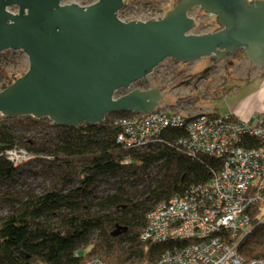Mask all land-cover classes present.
Here are the masks:
<instances>
[{
    "label": "trees",
    "instance_id": "trees-1",
    "mask_svg": "<svg viewBox=\"0 0 264 264\" xmlns=\"http://www.w3.org/2000/svg\"><path fill=\"white\" fill-rule=\"evenodd\" d=\"M0 75H6L1 68ZM6 76L9 80L0 90L21 77ZM260 117L264 120V113ZM108 120L112 119L68 128L55 127L48 118L2 117L0 204L7 211L0 213V264H83L89 255L111 264H147L169 246L140 241L147 214L189 186L207 183L220 161L206 155L189 157L178 144L184 132L176 129L161 134L160 143L125 147L117 143L120 126ZM13 148L25 149L31 160L11 165L4 152ZM36 161L48 163L54 171L48 173L49 189L36 192L24 185L2 192ZM105 183L109 189L99 193ZM259 214L253 212L250 233L237 249L248 261L264 258V222ZM89 246L90 251L80 252Z\"/></svg>",
    "mask_w": 264,
    "mask_h": 264
},
{
    "label": "water",
    "instance_id": "water-1",
    "mask_svg": "<svg viewBox=\"0 0 264 264\" xmlns=\"http://www.w3.org/2000/svg\"><path fill=\"white\" fill-rule=\"evenodd\" d=\"M63 0H0V52L23 51L28 68L0 90V115L48 118L55 127L102 124L107 115H147L158 108V88L116 92L146 78L167 59L190 64L223 60L238 49L264 68V2L178 0L164 18L124 22L123 0L86 7ZM16 8L12 13L9 9ZM213 15L217 31L190 33L189 12Z\"/></svg>",
    "mask_w": 264,
    "mask_h": 264
},
{
    "label": "built area",
    "instance_id": "built-area-1",
    "mask_svg": "<svg viewBox=\"0 0 264 264\" xmlns=\"http://www.w3.org/2000/svg\"><path fill=\"white\" fill-rule=\"evenodd\" d=\"M135 83L118 92L123 96L134 90ZM109 124L121 128L118 144L135 148L160 143L161 134L167 130H181L185 136L178 144L189 157L206 155L220 161L207 183L189 186L182 195L158 203L147 214L140 241L169 243L156 260L147 264H264V258L248 261L237 252L239 243L250 233L253 212L260 211L258 218L264 222L262 117L254 115L244 121L229 114L210 116L203 111L184 115L156 108L147 115L131 113L114 118ZM252 140L258 144L252 146ZM4 154L13 166L24 165L32 158L19 148L5 150ZM83 264L111 263L90 256Z\"/></svg>",
    "mask_w": 264,
    "mask_h": 264
},
{
    "label": "rangeland",
    "instance_id": "rangeland-1",
    "mask_svg": "<svg viewBox=\"0 0 264 264\" xmlns=\"http://www.w3.org/2000/svg\"><path fill=\"white\" fill-rule=\"evenodd\" d=\"M178 0H123L126 6L120 10L119 19L132 18H164ZM97 0H63V4H78L86 7ZM16 13V8L9 9ZM189 16L196 22L190 33L195 35L217 31L219 26L213 15H208L199 8L192 9ZM27 56L23 51L0 52V68L5 74L21 76L28 68ZM0 75V88L9 79ZM140 87H143L140 89ZM134 90L158 88L161 91V100L158 108L175 113L190 115L202 112L224 115L232 113L229 109L237 107L247 114L246 119L264 112V68H259L247 62L242 49L214 62L213 57H204L201 60L185 64L167 59L156 66V69L146 78L138 81L132 87ZM123 92H117L116 97ZM0 115V121H2ZM108 119L117 118L113 114ZM249 118L247 120H249ZM111 120H108L110 122ZM25 167L24 171L16 175L15 183L3 186L4 190H19L21 186L40 192L49 189V174L54 172L48 168V163L36 161ZM23 187V188H24ZM109 189V186L100 184L99 193ZM111 191V190H109ZM106 192V191H105ZM112 192V191H111ZM0 204V213L6 212ZM264 211V210H263ZM96 242V240H93ZM92 246L80 249V252L90 251ZM92 256V255H89ZM138 264V263H135Z\"/></svg>",
    "mask_w": 264,
    "mask_h": 264
},
{
    "label": "crops",
    "instance_id": "crops-1",
    "mask_svg": "<svg viewBox=\"0 0 264 264\" xmlns=\"http://www.w3.org/2000/svg\"><path fill=\"white\" fill-rule=\"evenodd\" d=\"M231 111H232V115L235 117V118H237V119H240V120H244V121H246L247 119H246V117H247V114H245V113H243V112H241L239 109H238V106L237 107H231V108H229ZM204 111V110H203ZM202 111V112H203ZM264 113V112H263Z\"/></svg>",
    "mask_w": 264,
    "mask_h": 264
},
{
    "label": "bare ground",
    "instance_id": "bare-ground-1",
    "mask_svg": "<svg viewBox=\"0 0 264 264\" xmlns=\"http://www.w3.org/2000/svg\"><path fill=\"white\" fill-rule=\"evenodd\" d=\"M254 116L250 117V118H253Z\"/></svg>",
    "mask_w": 264,
    "mask_h": 264
}]
</instances>
